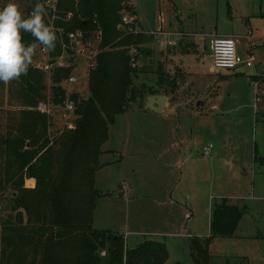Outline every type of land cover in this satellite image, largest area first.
I'll return each mask as SVG.
<instances>
[{
	"label": "rangeland",
	"instance_id": "obj_1",
	"mask_svg": "<svg viewBox=\"0 0 264 264\" xmlns=\"http://www.w3.org/2000/svg\"><path fill=\"white\" fill-rule=\"evenodd\" d=\"M132 1L142 25L135 30L156 33L162 29L178 35L177 28L182 27L197 35L199 47L177 59L178 66L189 73L188 80L184 77L180 82L185 84L183 91L178 87L174 93L169 84L159 83L158 57L150 45L140 50L131 46L103 50V33L92 38L89 50L80 48L56 61L37 46L30 65L48 72V100L40 110L52 117L50 134L56 139L75 130L78 120L76 116L68 121L65 111L51 103V77L57 68L73 66L70 76L76 77L77 83L69 85L65 79L61 86L68 96L79 94L87 100L95 54L125 50L132 59L137 56L135 66L140 73L134 82L144 85L147 92L142 101L117 116L103 146L102 166L96 174V188L103 197L97 203L95 229L125 237L130 248L147 240L164 242L169 253L166 264H193L190 238L211 235L213 207L225 200L239 206L244 215L233 237H218L210 244L211 264H264V103L255 107L256 83L263 92L264 83H252L255 76L264 78V0ZM7 2L0 0V7ZM15 2L25 14L27 0ZM38 3L45 9V22L52 27L48 14L50 9L55 11L56 3ZM121 22L119 28L129 33ZM217 33L237 36L242 49L255 45L257 65L243 73L213 72V59L205 48L209 50L212 34ZM163 35H152L151 42ZM170 39L176 41L177 36L173 33ZM171 47L182 48V42ZM162 64V70L173 78L176 68ZM152 96H165L177 105L164 113L147 110L146 101ZM10 109L6 101L3 110ZM1 116L6 124L10 116ZM25 187L35 188V180L26 179ZM13 197L15 193L9 191L0 199V264H38L40 257L33 250L8 249L2 242L5 222H18ZM20 221L18 227L28 225L25 217Z\"/></svg>",
	"mask_w": 264,
	"mask_h": 264
},
{
	"label": "trees",
	"instance_id": "obj_2",
	"mask_svg": "<svg viewBox=\"0 0 264 264\" xmlns=\"http://www.w3.org/2000/svg\"><path fill=\"white\" fill-rule=\"evenodd\" d=\"M46 1L56 3L55 11L50 9L48 14L57 34L52 61L65 52L74 54L67 35L76 32L87 40L102 31L103 50L123 46L140 50L147 43L145 34L119 28L125 11L136 16L133 6L128 10L124 5L126 0ZM27 3L25 16L38 0ZM22 35L26 43L43 47L30 34ZM136 63L137 56L132 59L125 50L100 52L97 68L90 72L91 96L87 100L79 94L68 96L61 86L71 77L73 66L57 68L51 77V103L60 107L73 101L78 120L75 130L56 139L50 134L52 117L40 110L48 100V72L29 66L26 76L0 83V199L13 191V210L18 216V222L7 220L3 225L5 247L33 250L40 257L38 264H166L169 253L164 242L147 240L130 248L125 237L94 227L97 203L103 197L96 188V174L110 128L117 116L142 101L147 92L144 85L134 82L140 73ZM159 67V83L169 84L175 92L184 74L177 70L172 78ZM254 78L264 83V78ZM6 101L12 109L4 112ZM2 113L10 116L6 124ZM26 179L35 180L36 187L26 188ZM243 215L237 205L225 200L216 203L211 235L190 238L193 264H211L210 244L218 237H233ZM21 216L28 220L24 228L18 227L22 226Z\"/></svg>",
	"mask_w": 264,
	"mask_h": 264
},
{
	"label": "clouds",
	"instance_id": "obj_3",
	"mask_svg": "<svg viewBox=\"0 0 264 264\" xmlns=\"http://www.w3.org/2000/svg\"><path fill=\"white\" fill-rule=\"evenodd\" d=\"M30 34L49 53L54 52L57 34L45 22V9L36 3L25 16L15 0L0 7V83H8L28 74L35 55V45L25 42Z\"/></svg>",
	"mask_w": 264,
	"mask_h": 264
},
{
	"label": "built area",
	"instance_id": "obj_4",
	"mask_svg": "<svg viewBox=\"0 0 264 264\" xmlns=\"http://www.w3.org/2000/svg\"><path fill=\"white\" fill-rule=\"evenodd\" d=\"M124 5L127 7L128 10L131 9L133 6L132 0H126ZM70 17L71 16H69V18ZM122 21L124 25L130 26L129 27L130 32L135 33V28L134 29L131 28L132 25L136 26V24L133 23L135 21V18L129 11L124 12ZM59 32L62 33L61 30ZM101 35H102V31H98L95 36L97 38H100ZM67 38L71 50L73 52L77 50L79 51L80 48H87L89 50L91 47H93L92 38L85 40L81 32L68 34ZM209 45L211 50V56L213 59V66L214 69L217 71L228 70L232 72H243L245 69L255 67L258 63L254 53H250L248 55H241L238 52L237 42L234 37H224V36L215 35L210 39ZM64 48H66L65 45ZM42 53L48 58H50V53L46 51L44 47L42 48ZM64 54H66V52ZM63 55L61 57H63ZM91 62H92L91 67L95 69L97 65V54H95V56L91 58ZM67 82L69 85H74L77 83V79L76 77L71 76ZM259 89L260 86L258 83H256V90H257V95H256L257 98L255 105L256 108H259L260 105L259 102L264 103V92ZM60 108L64 110L65 113L67 114L68 121H72L73 118H76V105L73 101L68 100L65 103V105L60 106ZM209 150H211V148Z\"/></svg>",
	"mask_w": 264,
	"mask_h": 264
},
{
	"label": "crops",
	"instance_id": "obj_5",
	"mask_svg": "<svg viewBox=\"0 0 264 264\" xmlns=\"http://www.w3.org/2000/svg\"><path fill=\"white\" fill-rule=\"evenodd\" d=\"M132 4H133V1H132ZM134 9H135V12H136V16H134V18H135V21H137L136 26H135V29H136V27H138L139 24H140V26H142V25L140 23L139 14H138V11H137V8H136L135 5H134ZM177 31L180 32L178 35L175 32H172V31L171 32H165V31H163L161 29L160 32H162L164 34L163 37H166V38L157 37L153 42H151V40H153V37H151V36L159 34L160 32H156V33L149 32V33H147V32H145L143 30H139V31L135 30V33H139L140 32V33H143V34H145L147 36V38L149 39V42H151V43H148V40H147V43L145 45H147V44L150 45V47H152L151 49H153L155 51L154 57H156V56L158 57V60H156V62L158 63L157 65H160L163 68V64L162 63H164L166 65V62H167V66L169 68H176V72H177V70L182 72V74H184L185 80L187 81L189 73L186 71V69L184 67L181 68L180 66H178L177 59L181 60L182 58L180 57V55L187 54V53L190 54L191 52L195 51L199 47V45H198V43L195 40V37L197 35H195L194 33L186 32L182 27H178ZM173 33H174V36H177L176 41H172L170 39L172 37ZM215 35H217V36H227V35H222V34H218V33L215 34ZM215 35L212 34V36H215ZM180 37H181V39H178ZM230 37H234L235 38V40L237 42V46H238V52L241 55H248L250 53H254L255 45H248V47L246 46L245 49H242L241 45H240V43L238 41V37L234 36V35H230ZM180 41L182 42V48L178 47L179 49H176V50L171 49L172 48L171 46H175L176 43L180 42ZM153 46L154 47L156 46V48H154ZM169 50H171L172 52H168ZM205 51H206V54L209 55V57L211 58L210 47H209V50L206 47ZM160 62H162V63H160ZM182 62H184V61H182ZM212 71L213 72L217 71V70L214 69L213 64H212ZM163 72H164V70H163ZM176 72H175V74H176ZM164 73H166V72H164ZM238 73H243V72H238ZM256 80L257 79L252 78V83H254V81H256ZM256 82H258V81H256ZM187 86H189L188 83H187ZM184 87H185V84H183V83L179 84L180 91H183ZM177 90H178V88L176 89V91ZM180 99L182 100L183 98H180ZM180 99L178 101H180ZM176 102H171L170 99H168L166 107H165L164 111L161 112V113H164L166 110H168L169 106L171 107V105L173 107L176 106L177 105ZM207 237H209V236H207Z\"/></svg>",
	"mask_w": 264,
	"mask_h": 264
},
{
	"label": "water",
	"instance_id": "obj_6",
	"mask_svg": "<svg viewBox=\"0 0 264 264\" xmlns=\"http://www.w3.org/2000/svg\"><path fill=\"white\" fill-rule=\"evenodd\" d=\"M167 101L168 98L165 96H152L146 101V109L161 113L164 111Z\"/></svg>",
	"mask_w": 264,
	"mask_h": 264
}]
</instances>
